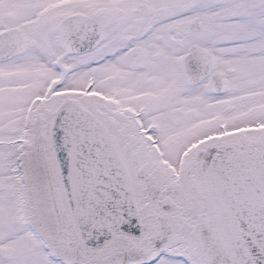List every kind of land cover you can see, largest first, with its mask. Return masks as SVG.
I'll return each mask as SVG.
<instances>
[{"label": "snow or ice", "instance_id": "obj_1", "mask_svg": "<svg viewBox=\"0 0 264 264\" xmlns=\"http://www.w3.org/2000/svg\"><path fill=\"white\" fill-rule=\"evenodd\" d=\"M0 264H264V0H0Z\"/></svg>", "mask_w": 264, "mask_h": 264}]
</instances>
